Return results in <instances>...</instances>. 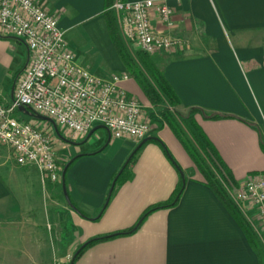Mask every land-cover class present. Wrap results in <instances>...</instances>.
<instances>
[{"label": "crops", "instance_id": "1", "mask_svg": "<svg viewBox=\"0 0 264 264\" xmlns=\"http://www.w3.org/2000/svg\"><path fill=\"white\" fill-rule=\"evenodd\" d=\"M35 1L58 17L79 65L103 78L129 73L109 33L105 0ZM171 6L172 26L156 14L152 23L159 33L184 40V47L151 56L180 99L172 109L179 120L198 109L193 113L196 122L236 182L249 173H264V0H175ZM28 59L24 42L0 36L2 104H11ZM131 80L121 85L153 120L146 138L162 141L182 170L179 154L184 160L190 155L158 113L160 108L132 91ZM18 111L24 114H17L21 120L39 119L31 110ZM215 114L225 117L209 118ZM40 125L52 131L56 148L64 151L57 152L63 166L79 156L65 181L74 207L64 196L63 178L53 183L36 166H20L12 150L0 144L8 150L0 151V264H72L86 242L131 229L148 208L173 198L177 166L162 146L145 144L140 161L130 167L133 177L116 185L108 199L115 174L141 142L113 138L105 128L74 141L64 131L66 139L60 138L53 123ZM190 159L176 205L152 212L133 233L91 245L74 264H263L254 245L257 240L264 245L256 214L242 211L251 225V242Z\"/></svg>", "mask_w": 264, "mask_h": 264}, {"label": "built area", "instance_id": "2", "mask_svg": "<svg viewBox=\"0 0 264 264\" xmlns=\"http://www.w3.org/2000/svg\"><path fill=\"white\" fill-rule=\"evenodd\" d=\"M172 1L116 0L113 8L125 39L150 55L183 48L184 40L159 33L152 23L156 14L172 26ZM0 35L24 42L29 50L11 104L0 102V144L12 150L20 166H36L53 183L61 181L64 170L52 131L35 120H21V106L51 118L74 141L88 137L97 125L106 126L113 138L129 136L138 142L152 131L147 110L121 85L130 74L103 78L79 65L58 17L35 0H0ZM224 185L243 212L256 214L264 230V173Z\"/></svg>", "mask_w": 264, "mask_h": 264}, {"label": "trees", "instance_id": "3", "mask_svg": "<svg viewBox=\"0 0 264 264\" xmlns=\"http://www.w3.org/2000/svg\"><path fill=\"white\" fill-rule=\"evenodd\" d=\"M115 1L116 0H105L104 16L112 41L124 65L128 69L132 78L139 85L140 89L146 96L149 103L152 106L160 108L161 117L165 120V122L173 130L180 142L185 147L186 151L194 161L196 167L204 176L206 185L213 189V191L216 193L222 203L226 206V208L230 211V213L236 219H238L242 226H244L246 233L250 235V241L254 242V239L251 237V229L249 228L251 227V225L247 221L242 210L230 196L227 188L224 185L225 183L229 182L236 183V180L233 178L230 170L220 157L215 146L212 144V142L209 140V138L206 136V134L202 131V129L196 122L193 113L198 109H193L192 114H190L188 118L184 120L178 119L175 110L172 109L180 104V99L178 95L176 94L171 84L168 82L163 70L156 64L150 54L138 51V53H136V56H134L130 49V46L128 45L121 33L117 14L115 9L113 8ZM31 114L34 115V112H31ZM222 117L225 116L219 114L209 116V118L211 119H219ZM185 122L187 124V130L184 127ZM188 125L190 130H188ZM148 141H155L159 143L167 152L168 156L171 158L174 164L178 167V169H181L178 163L172 157L166 145L162 141L155 137L150 138ZM144 145L145 143H143L139 148H137L128 159L124 168L120 172H117L115 174L111 187L112 190L109 194L108 199L111 198V195L115 190L116 185H119L122 182L133 177V173L130 167L132 166L136 155L141 151ZM262 148L264 150V144L262 145ZM78 157L79 156L74 157L72 161L68 163V168L64 177V181H67V172ZM184 183L185 182L181 180L174 192L173 198L170 201L148 208L144 212L142 217L139 219L138 223L131 229L107 236L98 237L86 242L74 256L72 264H74V261L78 259L79 256L91 245L99 241L108 240L120 235L133 233L152 212L161 208H167L176 205L184 190ZM71 202L73 203L72 199ZM254 245L264 264V255L261 251L260 243L258 242V240L257 243Z\"/></svg>", "mask_w": 264, "mask_h": 264}, {"label": "rangeland", "instance_id": "4", "mask_svg": "<svg viewBox=\"0 0 264 264\" xmlns=\"http://www.w3.org/2000/svg\"><path fill=\"white\" fill-rule=\"evenodd\" d=\"M0 36H2V35H0ZM130 49H131V51H132V53L134 54V56H136V53H138V49L132 44V45H130ZM97 60V59H96ZM131 84H133V92L134 93H136V95H138V97L142 100V101H144V100H147L146 99V97L144 96V94L140 91V89H139V87L137 86V83H136V81L135 80H131ZM6 97L7 98H10V91L9 92H6ZM159 111H160V109L158 110V113H159ZM157 113V112H156ZM156 113L155 112H151V116H153V117H156ZM17 114H19V115H24L23 114V112H20V111H17ZM181 119V118H180ZM35 121H37L38 123H47V124H51V122H49V121H44V120H41V119H38V118H35L34 119ZM181 120H184V118H182ZM185 124H186V122H185ZM185 124H184V127H185V129L187 130V124H186V126H185ZM188 130H190V128H189V125H188ZM101 131H104L103 129H101ZM100 131V132H101ZM165 131H166V133L167 134H169V136H172V138H173V140L178 144V146H180V147H182L181 146V144L178 142V140L176 139V137H175V135L173 134V132L171 131V129L169 128V127H166L165 128ZM105 132V131H104ZM190 132V131H189ZM60 138H64V139H66L65 138V136L63 135V131L61 130L60 131V135H58ZM67 139H69V138H67ZM105 144L106 143H104L103 144V147L105 146ZM146 145L148 144H156V145H158L159 147H161V145L159 144V143H157V142H155V141H148V142H146L145 143ZM56 147V146H55ZM0 151H2V152H7L8 150H5V149H3L1 146H0ZM56 151L58 152V154H62L63 155V153H64V151L63 150H61V148H56ZM8 153V152H7ZM140 154H141V151L136 155V157H135V159H134V162L132 163V166L133 167H135L136 165H137V163L140 161ZM166 154V153H165ZM166 156H167V154H166ZM168 157V156H167ZM179 157L182 159V164L184 165V167L185 168H183L182 170L180 169H178V167H176V172H177V174H178V178H179V182H178V184H177V187H178V185H179V183L181 182V180H183L184 181V179H185V177L187 178L188 177V175H189V170H188V168H186V167H188V164H191L192 163V161H191V159H190V157L186 154V157H187V159H185L184 160V158L182 157V155H180L179 154ZM168 159H170V157H168ZM59 161H60V159H59ZM170 161L174 164V162L170 159ZM60 163H61V161H60ZM62 164V163H61ZM63 165V164H62ZM134 170V169H133ZM195 171L198 173V171L195 169ZM192 172L190 171V174H191ZM184 174V175H183ZM250 174H253V173H249V174H246V176H245V178L247 177V176H249ZM244 178V179H245ZM244 179H242L241 181H243ZM256 216V215H255ZM253 217V216H252ZM257 217V216H256ZM260 248H261V251H262V253H263V255H264V245H261L260 244Z\"/></svg>", "mask_w": 264, "mask_h": 264}, {"label": "water", "instance_id": "5", "mask_svg": "<svg viewBox=\"0 0 264 264\" xmlns=\"http://www.w3.org/2000/svg\"><path fill=\"white\" fill-rule=\"evenodd\" d=\"M19 109L22 110V111H25V112H29V110H28V108H27L26 106H21ZM38 117H39V119H41V120L49 121V122H51V123H53V124L55 125L54 120H52L51 118H49V117H47V116H42V115H41V116H38ZM55 128L58 129L56 126H55ZM98 128H105L106 130H108V132H110L109 129H108L106 126L99 125V126H97L96 128H93V129L91 130V132H90V134L88 135V137L91 136L92 133H93L96 129H98ZM110 134H111V133H110ZM149 139H150V138H145L144 140H142L141 143L139 144V146H138L137 148H139L143 143H146ZM67 168H68V165H66L65 168H64V170H63V181H64V177H65V174H66ZM184 182H185V180H184ZM111 190H112V189H111ZM63 191H64V196H65L67 202H68L71 206H73V204H72V202H71V199H70V196H69V193H68L67 188H66L65 181H64V183H63ZM110 193H111V191H110ZM73 207H74V206H73ZM79 250H80V249H79ZM79 250H78V251H79ZM72 263H73V260H72Z\"/></svg>", "mask_w": 264, "mask_h": 264}]
</instances>
